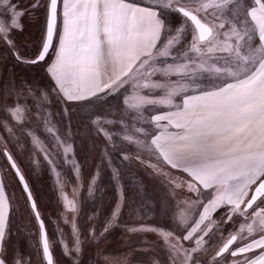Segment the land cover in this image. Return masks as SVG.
Masks as SVG:
<instances>
[{
    "label": "snow or ice",
    "instance_id": "snow-or-ice-1",
    "mask_svg": "<svg viewBox=\"0 0 264 264\" xmlns=\"http://www.w3.org/2000/svg\"><path fill=\"white\" fill-rule=\"evenodd\" d=\"M41 9L39 40L22 49L15 33ZM0 44L7 53L0 54V69L7 68V75L0 70V133H7L0 134V264H30L13 243L24 230L20 218L38 225V233L28 231L38 235L46 264H54L57 243L72 264H81L83 246L98 245L116 227L158 235L167 256L153 264H203L200 254L209 248L208 264H264V0H31L26 7L0 0ZM18 65H43L48 82L18 79ZM121 99L116 115L113 101ZM75 119L82 126L76 132ZM81 130L103 136L101 164L118 198L99 232L93 224L82 237L73 218L69 247L63 232L49 239L13 149L42 154L55 171L54 156L64 164L76 160L73 137ZM115 153L122 154L119 166ZM133 160L146 164L176 201L174 229L120 224L127 203L123 167ZM73 167L80 172L78 161ZM170 169L186 176L173 179ZM99 172L100 165L89 196ZM6 173L23 206L7 191ZM64 199L65 208L78 212L74 200ZM189 209L193 218L185 222ZM181 239L194 246L185 248Z\"/></svg>",
    "mask_w": 264,
    "mask_h": 264
},
{
    "label": "rangeland",
    "instance_id": "rangeland-1",
    "mask_svg": "<svg viewBox=\"0 0 264 264\" xmlns=\"http://www.w3.org/2000/svg\"><path fill=\"white\" fill-rule=\"evenodd\" d=\"M17 0H13L16 3ZM22 7H26L31 3V0H19ZM44 19V13L41 9L39 15L29 16L23 20L24 31L16 32L15 39L22 49H31L34 42L39 40L41 28ZM0 54L7 55L5 48L0 44ZM12 60H7V65L11 66ZM7 75V68L0 69ZM14 72L17 78H27L35 80L38 84H46L47 78L44 72L43 65L15 67ZM175 79V77H173ZM179 99V98H177ZM113 111L119 115L118 108L122 105L121 101H113ZM32 128L37 127L35 118L29 122ZM73 131L82 126L78 119L72 122ZM7 135V133H0ZM45 144L49 143L45 134L39 133ZM74 150L76 160L69 164L62 163L61 158L55 157L57 160V169L51 170L50 165L44 160L42 154L34 156L25 151L23 154L17 153L13 149L14 158L20 165L22 172L25 174L27 181L33 192V196L37 201L41 217L44 219L49 239L56 241L58 233H64V243L73 244L72 224L75 219L82 237L87 236L88 230L95 225L96 231L99 232L107 217H109L114 205L117 201L116 187L111 179V173L103 164H101V148L105 144L103 136H97L93 133L85 135L81 130L73 137ZM88 149L92 154L88 153ZM94 151V152H93ZM122 154L115 153L113 163L121 164ZM145 161L151 160L155 163V159L144 156ZM36 161L37 163H33ZM79 162L80 172L74 170L73 165ZM5 164V159L0 158V166ZM100 165L99 177L95 187L93 196H89L88 187L96 172L97 166ZM126 167H123V184L124 193L127 198V203L124 205L121 216V225H139L147 223L155 225L165 230L174 229V219L180 214L177 208L176 201L171 200L168 195V189L161 180L151 174L152 170L146 167V164H141L139 161L133 160L131 163L125 162ZM35 168V170H34ZM167 168V166H165ZM173 174V179H179L185 174L179 173L178 170L170 169ZM77 176L80 177V182H77ZM5 183L7 191L14 195L16 204L23 206L21 198V190L17 186L16 181L11 175L5 174ZM134 187V188H133ZM134 189V190H133ZM74 200L77 203L78 212H73L65 208V199ZM141 203V207L139 205ZM140 208L141 212H134L133 209ZM251 211V210H249ZM146 213V218H142V214ZM194 210L189 209L186 213L187 221L193 218ZM221 213H216L218 217ZM68 220L69 223H65ZM17 225L24 229L18 235L13 236V243L18 247L19 252L24 258H30V264H45L42 255V249H39L38 235L32 236L29 229L38 233V225L34 218H20L17 220ZM238 225L229 227V231H234ZM180 235V233H176ZM207 239V237L205 238ZM216 239L213 236V240ZM147 242V245L145 244ZM175 242V240H173ZM185 248L194 246L193 241L180 240ZM98 249L102 250V255L98 254ZM54 264L58 261L59 264H72V261L66 257L59 243L53 249ZM213 254V249L209 248L207 254H200L203 264H208ZM106 256V261L103 257ZM167 252L163 247V241L155 233H130L126 232L124 227L113 228L107 233L105 238L97 244H85L83 246V256L81 264H124L125 260L137 259L145 264H153L154 260H165Z\"/></svg>",
    "mask_w": 264,
    "mask_h": 264
},
{
    "label": "crops",
    "instance_id": "crops-1",
    "mask_svg": "<svg viewBox=\"0 0 264 264\" xmlns=\"http://www.w3.org/2000/svg\"><path fill=\"white\" fill-rule=\"evenodd\" d=\"M94 152V151H93ZM88 153L89 154H92V151H90L89 149H88ZM186 175V174H185ZM124 183V182H123ZM124 264H145V263H142V262H140V261H137V259H129V260H125L124 261Z\"/></svg>",
    "mask_w": 264,
    "mask_h": 264
},
{
    "label": "trees",
    "instance_id": "trees-1",
    "mask_svg": "<svg viewBox=\"0 0 264 264\" xmlns=\"http://www.w3.org/2000/svg\"><path fill=\"white\" fill-rule=\"evenodd\" d=\"M134 188V187H133ZM134 190V189H133ZM139 205H140V207H141V203L139 202Z\"/></svg>",
    "mask_w": 264,
    "mask_h": 264
},
{
    "label": "water",
    "instance_id": "water-1",
    "mask_svg": "<svg viewBox=\"0 0 264 264\" xmlns=\"http://www.w3.org/2000/svg\"><path fill=\"white\" fill-rule=\"evenodd\" d=\"M45 264H46V262H45Z\"/></svg>",
    "mask_w": 264,
    "mask_h": 264
}]
</instances>
